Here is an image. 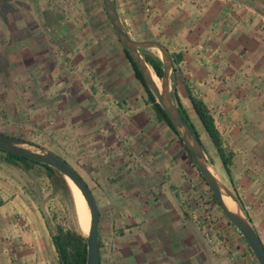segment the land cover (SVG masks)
I'll list each match as a JSON object with an SVG mask.
<instances>
[{
	"label": "crops",
	"instance_id": "1",
	"mask_svg": "<svg viewBox=\"0 0 264 264\" xmlns=\"http://www.w3.org/2000/svg\"><path fill=\"white\" fill-rule=\"evenodd\" d=\"M30 1L34 24L18 14L10 32L31 40L35 51L21 42L28 53L24 68L1 87L3 112L50 131L94 190L104 211L100 241L112 242L100 264H258L240 234L231 248L229 240L218 241L213 222L218 249L208 242L187 207V151L156 120L105 12L100 27L76 8L91 0ZM113 2L133 38L158 40L180 54L175 90L184 106L190 94L210 110L234 155L233 189L264 246V0ZM51 234L31 200L6 194L0 184V264H59Z\"/></svg>",
	"mask_w": 264,
	"mask_h": 264
},
{
	"label": "rangeland",
	"instance_id": "2",
	"mask_svg": "<svg viewBox=\"0 0 264 264\" xmlns=\"http://www.w3.org/2000/svg\"><path fill=\"white\" fill-rule=\"evenodd\" d=\"M94 2L95 0H91L90 5V3L88 4L86 1H81L77 3L76 8L78 11L83 12V15H85L83 17L84 19L89 16L91 24H100L101 27L102 21L99 19H102L104 16L102 12V3L101 0H98V4H94ZM87 8H90V10H87ZM35 9V7H32L30 0H0V90L8 77H12L14 75L13 73H16L18 69L24 68V65H20L23 57L22 54L25 55V53L27 54L28 51L30 53L35 51L34 46H30L29 44L31 40H28V43L27 41L20 39L19 33L10 32V27L12 25L10 21H16L17 15L21 14L23 15L22 17L26 22H31L32 24L35 18L31 17L30 13L33 14ZM98 12H101V17H98ZM95 15H97V17ZM103 31V29L97 28L95 32H99L100 34L103 33ZM107 31L112 33V30L108 27ZM21 42H26L28 44V51L22 52ZM23 50L26 49L24 48ZM146 52L155 56L159 55V52H157L155 49H149L146 50ZM27 76L28 74H24L23 77ZM0 94V131L11 133L16 137L18 136L19 138L38 143L51 149L64 159H67L70 164L74 165V167L78 169V172H81V170L74 164L72 159L69 160L65 156V153L58 151L56 146L52 143L50 131H37L33 124L28 122V117L26 118V116L23 114L15 111V113H7L6 111L3 112V103L5 102V99L3 98L1 91ZM185 108L188 112V115L196 125L198 132L200 133L201 142L206 149L208 157L212 161L214 172L223 182L233 188L228 175L225 173L220 163L216 150L210 142L203 127L201 126L197 116L195 115L191 104H185ZM188 162L190 165H188L189 181L187 187L188 189L186 191V199L188 203L187 207L191 212L193 211L192 213L196 214L197 217L199 216L198 221L200 224L208 223L206 218L209 216V221L213 222V229L217 230L216 234L215 232L212 234L218 237V241L223 242L224 238L229 240L227 243L229 244L228 247L231 248V245H233L232 242L234 240L233 236H237V240H241L238 239L240 238L238 236L239 233L234 227H231L232 225L228 223L227 219L221 213L220 207L215 202H213L209 187L199 176L197 170L189 159ZM0 180V184H2L6 194H21V196L31 200L42 211V214L48 221L51 229L53 228L54 223H59L66 227H74L84 235L87 233H83L80 229L75 200L76 198L73 187L70 184L71 194L65 192L61 188H55L52 186L48 178L44 177L43 175H28L21 172L19 169L1 161ZM91 191L95 195V192L92 188ZM202 206H206V208L202 209ZM194 210L196 211L194 212ZM99 211L103 217V209L99 207ZM206 212H208V214H206ZM204 214L206 215L205 217H203ZM224 220H226L227 223ZM103 230L105 231V228H103ZM101 244L100 253L103 255L105 253V249L110 248L112 242L106 237H102ZM228 247L224 246L223 249L221 247L220 248L223 252L227 250ZM252 260L255 262L254 259Z\"/></svg>",
	"mask_w": 264,
	"mask_h": 264
},
{
	"label": "water",
	"instance_id": "3",
	"mask_svg": "<svg viewBox=\"0 0 264 264\" xmlns=\"http://www.w3.org/2000/svg\"><path fill=\"white\" fill-rule=\"evenodd\" d=\"M103 10L109 25L120 44L129 53L146 86L168 116L172 126L187 148L199 174L215 196L224 217L241 235L258 264H264V246L246 213L242 202L233 188L223 182L214 172L211 159L208 157L202 142L194 134L188 122L180 112L176 101L172 98L174 90V66L170 51L160 41L155 39L133 38L122 25L113 0H101ZM155 49L159 52L162 62L160 86L152 77V68L142 55V52ZM0 150L8 151L44 163L58 170L67 184L70 180L83 196L90 213L88 232L85 234L87 257L85 264H100L99 224L100 211L96 198L90 187L76 168L62 156L38 143L0 132ZM70 187V185H69ZM71 190V188H70ZM228 197L231 204H226L223 197ZM84 235V234H83Z\"/></svg>",
	"mask_w": 264,
	"mask_h": 264
},
{
	"label": "trees",
	"instance_id": "4",
	"mask_svg": "<svg viewBox=\"0 0 264 264\" xmlns=\"http://www.w3.org/2000/svg\"><path fill=\"white\" fill-rule=\"evenodd\" d=\"M123 52L130 62L134 74L136 78L139 79V81L144 86L147 95H148V101L151 104V107L154 111L155 118L158 121L164 122L177 136L179 142L182 144L183 148L187 151V148L182 143L181 139L179 138L178 134L176 133L174 127L172 126L168 116L165 114L161 106L156 102L155 97L151 93V91L146 86L140 72L138 71L136 65L131 60V57L129 53L123 48ZM143 57L147 61V63L152 68L153 72L158 76L161 77L162 75V62L159 59L158 56H155L153 54L147 53L145 50L142 52ZM171 58L173 61V66L177 65V63L181 60L180 54H171ZM172 98L176 101L177 106L182 113L185 120L188 122L189 126L191 127L194 134L200 139V133L197 130L196 125L188 115V112L181 102L175 88L171 93ZM191 107L197 116L201 126L203 127L205 133L207 134L210 142L212 143L213 147L216 150L217 156L220 160V163L225 171V173L228 175L230 182L233 187V183L230 177V169L229 167L232 164L233 159V152L226 148L223 145V140L221 137L220 132L218 131L214 118L212 114L210 113V110L208 109L207 105L199 98L188 95ZM2 132V131H0ZM4 134L12 135L11 133L2 132ZM14 136V135H12ZM18 137V136H17ZM203 145V144H202ZM204 147V146H203ZM205 149V148H204ZM206 151V149H205ZM188 159L191 161L192 165L197 170L189 152L187 151ZM0 161L6 164H9L17 169H19L21 172L25 174H37V175H43L44 177L48 178V180L51 182L52 186L55 188H61L65 192H68L71 194V190L69 185L67 184L66 180L62 176V174L56 170L55 168L48 166L44 163L37 162L35 160L29 159L24 156H20L8 151L0 150ZM198 172V170H197ZM199 174V172H198ZM201 177V175L199 174ZM202 178V177H201ZM203 180V178H202ZM204 181V180H203ZM210 191V189H209ZM211 192V191H210ZM211 197L213 202H215L217 205V200L213 193L211 192ZM219 206V205H218ZM222 213V211H221ZM223 214V213H222ZM224 215V214H223ZM52 243L55 247V250L58 254L59 258V264H85L86 263V257H87V244H86V237L83 235L79 230L75 229L74 227H66L59 223H54V226L52 228V234H51ZM243 239V238H242ZM245 242V241H244ZM101 241H100V234H99V250L101 248ZM247 245V244H246ZM253 255V254H252ZM100 263H101V253H100Z\"/></svg>",
	"mask_w": 264,
	"mask_h": 264
},
{
	"label": "bare ground",
	"instance_id": "5",
	"mask_svg": "<svg viewBox=\"0 0 264 264\" xmlns=\"http://www.w3.org/2000/svg\"><path fill=\"white\" fill-rule=\"evenodd\" d=\"M152 77L159 87L160 86V80L154 74L153 71H152ZM68 183L73 187V190H74V195L76 198L75 200H76V205H77V213H78V223H79L80 229L83 233H86V232H88V228H89L90 213L88 211L86 202H85L83 196L81 195L80 191L77 189V187L70 180H68ZM223 200L225 201L226 204H228V205L231 204L228 197L224 196Z\"/></svg>",
	"mask_w": 264,
	"mask_h": 264
},
{
	"label": "built area",
	"instance_id": "6",
	"mask_svg": "<svg viewBox=\"0 0 264 264\" xmlns=\"http://www.w3.org/2000/svg\"><path fill=\"white\" fill-rule=\"evenodd\" d=\"M144 11H145L146 14H151V13H152V10H151V8H150L149 6H146V7L144 8ZM199 205H200V202H199ZM201 205H202V203H201ZM205 208H206V206H202V209H205ZM206 214H208V212H206ZM205 216H206V215L204 214L203 217H205ZM206 219H207L208 223H204V224H202L200 227L203 228L204 235L208 238V242L212 243V247H213L214 249H218V247H219L218 242L215 241V240H213V239H212V236H211V234H210L209 225H210L211 222L209 221V216H208V218H206Z\"/></svg>",
	"mask_w": 264,
	"mask_h": 264
}]
</instances>
